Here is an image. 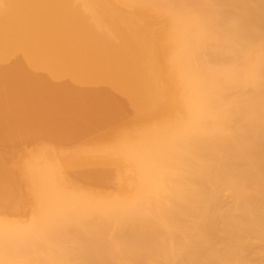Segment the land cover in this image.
<instances>
[{"label":"bare ground","instance_id":"bare-ground-1","mask_svg":"<svg viewBox=\"0 0 264 264\" xmlns=\"http://www.w3.org/2000/svg\"><path fill=\"white\" fill-rule=\"evenodd\" d=\"M0 264H264V0H0Z\"/></svg>","mask_w":264,"mask_h":264},{"label":"rangeland","instance_id":"rangeland-1","mask_svg":"<svg viewBox=\"0 0 264 264\" xmlns=\"http://www.w3.org/2000/svg\"><path fill=\"white\" fill-rule=\"evenodd\" d=\"M113 98H114V97H113ZM115 99H116V97H115ZM117 99H119V97H118ZM121 99H122V98H120V100H121ZM120 100H119V101H120ZM123 101H124V100L122 99V102L119 104V102H118V100H117V103H118L119 105H121V104L126 105V104H125L126 102L124 101L125 103H123ZM121 107H122V106H121ZM123 107H124V106H123ZM127 108H128V107H127ZM124 110H125V112H126L127 109L124 108ZM122 111H123V110H122ZM125 112L123 111V112H121V113H125ZM128 112H129V111H128ZM126 114H127V112L125 113V115H126ZM109 115H111V114L109 113ZM106 116H107V115H106ZM122 116H123V115H122ZM72 118H74V116H73ZM72 118H71V120H74L73 122L77 121V119H75V118L72 119ZM121 118H122V117H121ZM121 118H120V119H121Z\"/></svg>","mask_w":264,"mask_h":264}]
</instances>
